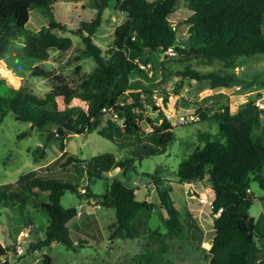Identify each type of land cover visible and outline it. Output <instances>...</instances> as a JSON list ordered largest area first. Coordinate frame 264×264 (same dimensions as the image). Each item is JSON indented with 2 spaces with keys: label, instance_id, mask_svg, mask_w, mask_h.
<instances>
[{
  "label": "trees",
  "instance_id": "obj_1",
  "mask_svg": "<svg viewBox=\"0 0 264 264\" xmlns=\"http://www.w3.org/2000/svg\"><path fill=\"white\" fill-rule=\"evenodd\" d=\"M54 1L0 0V57L7 64L8 55L43 61L48 50L65 51L70 47L71 39L68 35L52 31L57 29L76 34L81 43V54L91 57L93 65L71 80L39 64L32 65L30 75L49 81L42 96L22 84L5 85L0 77V83L6 89L0 94V119L6 111H10L15 119L28 121L33 127L48 123L54 128L60 149L66 133L89 132L102 120L109 123L104 115L114 112L121 121L123 132L133 133L137 138L142 131L138 120L143 118L149 126V137L155 147L145 144L142 148L147 154L161 151V147L172 139V132L170 121L160 108L152 104L154 119L142 117V106L136 97L138 91L132 94L130 102L119 101L132 76L150 80L133 59L141 54L147 56L158 48L163 50L172 45L179 57L196 58L204 64L219 63L220 67L216 69L201 71L185 66L180 71L181 77L207 81L210 88L264 85V76L252 75L251 79H247L234 71L240 57L264 53V0H182V6L188 11L183 19L188 33L186 47L174 43L176 30L170 27L167 18L177 0H114L112 7L121 10L124 18L113 26L111 40L104 50L92 40V35L100 24L101 13L108 6V0H88L93 8L92 17L78 20L72 28H67L64 22L53 17ZM34 7L44 13L46 24L26 34L19 46H11L9 40L24 26L30 9ZM73 99H78L81 105L71 104ZM166 100L167 96H162V102ZM102 107L105 110H101ZM263 114L264 108L251 99L241 103L234 112L222 103L209 116L216 122V133L199 131L197 136L201 145L194 146L176 164L177 182L204 179L212 192L209 206L214 215L208 247L209 264H264V258L255 262L258 246L254 219L247 212L254 197L249 183L255 182L264 191ZM200 117H205V112L201 111ZM97 132L108 135L101 127ZM25 133L20 131L16 137ZM51 133L48 132L46 138ZM29 153L32 160L42 158L44 146L36 145ZM144 155L116 159L112 152L103 151L82 158L61 151L45 165L20 173L15 181L22 182L27 192L35 195V190L46 191V200L33 196L35 200L32 204L46 214V223L43 235L37 236L31 245L40 247L50 242L72 245L66 222L76 214L77 209L74 205H60L59 197L64 190L75 193L78 198H93L94 204L114 209V220L108 224V238L134 237L136 232L129 226V221L136 217L139 209H150L151 203L136 199L132 186L110 176L104 191L95 193L84 184L80 192L77 182L69 181L61 174L68 170V166L81 165L86 178H104L110 168L115 166L124 172ZM158 195L165 210V216L159 218L164 228L163 235L200 240L199 226L190 218L184 221L179 218L168 189L162 187ZM7 197L24 200L15 190L10 191ZM186 215L189 216L188 213ZM14 254L12 242L0 243V264H15L7 259ZM137 260L154 261L155 253L147 250L138 254ZM38 264L52 263L47 254H42Z\"/></svg>",
  "mask_w": 264,
  "mask_h": 264
},
{
  "label": "rangeland",
  "instance_id": "obj_2",
  "mask_svg": "<svg viewBox=\"0 0 264 264\" xmlns=\"http://www.w3.org/2000/svg\"><path fill=\"white\" fill-rule=\"evenodd\" d=\"M112 1L109 0L108 6L102 10L100 24L92 35V40L102 50L111 40L112 26L124 18L121 10L112 7ZM181 2L182 0H177L175 14L168 15L177 20L174 43L186 47L188 33L178 10ZM52 13L56 20L64 22L67 28H72L77 25L78 20L90 19L93 8L89 6L88 0H55L52 4ZM46 19L38 8L30 9L28 20L15 37L9 40V44L14 47L19 46L25 35L45 25ZM52 31L56 34L68 35L71 39L70 47L65 51L48 50L47 58L43 61L31 58L20 59L17 55L6 56L8 67L0 61V77L4 79L3 84L11 86L22 84L34 94L42 96L48 88L49 81L30 75L29 68L32 65L39 64L44 69L63 75L67 80L75 79L80 73L91 68L93 60L81 54L79 50L81 43L76 34L67 30L52 29ZM1 59L3 60L2 57ZM138 59L149 63L144 72L149 73L150 81L159 75V70L161 71V78L155 83L148 82L145 78L136 79L141 88H144L137 90L136 95L142 106L140 114L142 117L154 119L152 104L158 106L164 115L169 116L172 139L161 147V151L147 154L142 146L146 144L155 147V143L149 137V126L144 119L138 120L142 131L137 138L133 133L123 132L120 119L111 112L104 115V118L109 119V123L102 120L89 132L66 133L63 138L67 137L65 141L67 151L82 158L103 151L112 152L116 159L145 155L135 160L133 167L124 172L115 166L110 168L106 171L109 175L104 178H86L81 171V165L68 166V170L61 174L69 181L77 182L79 191L86 184L91 191L100 193L106 188L110 176L120 178L132 186L136 199L151 203L150 209H139L136 217L129 221V226L134 228L136 235L108 238V224L114 220V209L94 204L93 198H78L75 193L64 190L59 197L60 205L63 207L74 205L77 209L76 214L66 222L72 245L65 246L62 243L50 242L46 246H32L31 242L33 243L37 236L43 235L44 226H40L38 232L29 229L27 236H17L8 240V243L12 242L15 252L14 257H7L8 261L15 264H38L42 254H47L52 264H209L208 247L212 234L211 218L214 214L210 211L209 204L201 202L199 198L202 194H206L209 200L212 195L211 189L204 179L191 181L189 186L177 182L175 167L194 146L201 145L202 142L197 136L199 131L216 133V122L209 116L222 103L227 104L230 112H234L248 99L257 101L260 104L258 106L264 108V85L252 84L248 87L227 85L210 88L207 81L181 77L180 71L185 66L206 71L219 68L220 64L215 61L204 64L202 60L196 58L179 57L175 51L168 56L152 51L147 56L141 54ZM234 71L247 79H251L252 75L264 76V53L240 57ZM134 83L129 81L128 86ZM3 84L0 83V94L6 91ZM134 92L126 89L119 101L130 102ZM164 95L167 96L165 103L162 102ZM71 104L81 105V102L73 99ZM188 106L198 113V119L184 124L175 123V116H171L172 111L178 112ZM201 111L205 112L203 118L200 117ZM262 116L264 120V114ZM100 127L104 128L108 135L98 133L97 129ZM144 127L147 131L143 129ZM20 131L26 133L16 137ZM48 132L52 133L46 138ZM41 144L45 151L42 161L53 157L59 150L60 146L52 125L44 123L40 127H33L28 121L15 119L10 111H6L1 117L0 202L3 209L0 210V222H3L4 215L10 220L14 232L17 230L18 221L28 223V216L32 213V202L35 200L33 196L39 200H46V191L35 190L34 195L30 191L27 192L22 182L15 181L20 173L30 170L34 165L29 150ZM156 177L160 180L155 179ZM162 187L168 189L173 205L179 212V218L183 221L190 218L197 223L201 230L200 240L163 235L164 228L159 218L165 216V210L158 195ZM249 189L254 196L247 212L254 219V235L258 246L255 257L262 259L264 258V245L262 246L261 243L264 242V191L253 181L249 183ZM13 190L24 197V200L9 199L7 196ZM0 231H3L1 227ZM17 246L22 249L20 253L16 251ZM147 250L155 253V260L138 261V254Z\"/></svg>",
  "mask_w": 264,
  "mask_h": 264
},
{
  "label": "crops",
  "instance_id": "obj_3",
  "mask_svg": "<svg viewBox=\"0 0 264 264\" xmlns=\"http://www.w3.org/2000/svg\"><path fill=\"white\" fill-rule=\"evenodd\" d=\"M114 1V0H113ZM112 1V2H113ZM108 2H109V0H108ZM113 4V3H112ZM178 4H176V6H177ZM181 7H178V10L180 11V13L179 14H181L182 16V18L184 19L185 18V16L188 14V11L182 6V2H181V4H179ZM175 11H176V9H175V7L170 11V15H172V14H175ZM175 21H176V23H177V20L175 19ZM184 23V22H183ZM114 26V25H113ZM112 26V27H113ZM159 55H162V54H159ZM0 61H2V62H4V60H2L1 59V57H0ZM6 65H7V67H8V64L6 63V62H4ZM11 71V70H10ZM160 74H161V71L159 70V75H157V76H155L154 78H153V80H151V81H153V83H155L157 80H159L160 78H161V76H160ZM147 75H149V73H147ZM139 76H132L131 78H130V82H135L134 84H132V86H128V88H127V90L128 91H137V90H142V89H144V88H141V86L137 83V78H138ZM140 78H143V77H140ZM150 80L148 81V82H151ZM214 91H217V89L215 90L214 89ZM238 108V107H237ZM236 108V109H237ZM235 111V110H234ZM143 129H145L146 131H147V129L144 127ZM66 138L67 137H64L63 139H62V144H63V147H62V149H60V147H59V150L57 151V153L53 156V157H51V158H49V159H47V160H44V161H42L41 159L43 158H38V159H36V160H32L33 162H34V165L33 166H31V168L30 169H35L36 167H38V166H43V165H45L47 162H49L51 159H53L54 157H56L57 155H59L60 153H61V151H64V152H67V153H70V154H75V153H72V152H69V151H67V149H66V146H65V141H66ZM44 154H45V151H44ZM76 155V154H75ZM81 171L83 172V174L85 175V172H84V169L82 168L81 169ZM106 174H107V176L109 175L107 172H105ZM109 180H110V177H109V179H108V182H109ZM6 183V182H5ZM4 184V183H3ZM251 191V190H250ZM211 197H212V195H211ZM211 199V198H210ZM209 199V200H210ZM33 205V204H32ZM1 209H3V206H2V203L0 202V210ZM45 223H46V214H44L39 208H35L34 206L32 207V213H31V216H28V223H24V222H22V221H18L17 223H16V225H17V230L14 232V230H13V226L11 225V223H10V220L9 219H7L6 217H4V215H3V222H0V227L2 228V230L3 231H0V243L1 244H7L8 243V240H12L14 237H24V236H27V233H28V231H29V229L32 231V232H38L39 231V228H40V226H44L45 225ZM264 232V231H263ZM262 243V246L264 245L263 243V241L261 242ZM256 261H257V259H256Z\"/></svg>",
  "mask_w": 264,
  "mask_h": 264
},
{
  "label": "built area",
  "instance_id": "obj_4",
  "mask_svg": "<svg viewBox=\"0 0 264 264\" xmlns=\"http://www.w3.org/2000/svg\"><path fill=\"white\" fill-rule=\"evenodd\" d=\"M167 18H168V22H169L170 27L175 29L176 21L174 19L170 18L169 15L167 16ZM131 38H133V36H131ZM173 52H174V49H173L172 45H168L165 47V49L162 50V53L165 54V56L172 55ZM133 61L142 70H146L149 66L148 62H143L142 60L138 59V57H135L133 59ZM236 87H238V86H236ZM254 103L257 105H260V104H258L257 101ZM101 110H105V108L102 107ZM108 110L111 111L112 109L108 108ZM136 110H137V108L134 109V111H136ZM171 116H175V123H177V124H184V123L192 122V121H195L198 119V113L193 111L189 106L185 109L179 110L178 112L172 111ZM165 117L168 119L169 116L167 114H165ZM183 184H185L186 186H189V185H191V181L183 182ZM80 191H83V188H81ZM199 200L201 202H207L208 204L210 203V200L207 199L206 194H202L200 196ZM16 251L18 253H20L22 251V249L19 246H17Z\"/></svg>",
  "mask_w": 264,
  "mask_h": 264
},
{
  "label": "water",
  "instance_id": "obj_5",
  "mask_svg": "<svg viewBox=\"0 0 264 264\" xmlns=\"http://www.w3.org/2000/svg\"><path fill=\"white\" fill-rule=\"evenodd\" d=\"M157 51H158L159 54H162L163 56H165V54L162 53V49L161 48H158ZM58 132H60V129H58Z\"/></svg>",
  "mask_w": 264,
  "mask_h": 264
}]
</instances>
